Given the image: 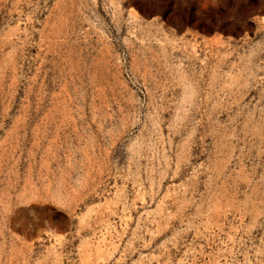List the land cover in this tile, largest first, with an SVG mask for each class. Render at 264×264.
Segmentation results:
<instances>
[{"label": "rangeland", "instance_id": "374dc122", "mask_svg": "<svg viewBox=\"0 0 264 264\" xmlns=\"http://www.w3.org/2000/svg\"><path fill=\"white\" fill-rule=\"evenodd\" d=\"M0 264H264V0H0Z\"/></svg>", "mask_w": 264, "mask_h": 264}]
</instances>
